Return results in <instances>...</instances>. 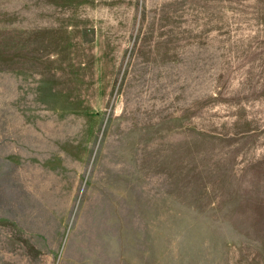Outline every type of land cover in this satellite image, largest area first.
<instances>
[{"label": "rangeland", "instance_id": "rangeland-1", "mask_svg": "<svg viewBox=\"0 0 264 264\" xmlns=\"http://www.w3.org/2000/svg\"><path fill=\"white\" fill-rule=\"evenodd\" d=\"M0 264H264V0H0Z\"/></svg>", "mask_w": 264, "mask_h": 264}]
</instances>
